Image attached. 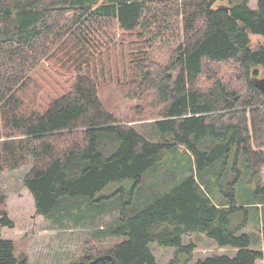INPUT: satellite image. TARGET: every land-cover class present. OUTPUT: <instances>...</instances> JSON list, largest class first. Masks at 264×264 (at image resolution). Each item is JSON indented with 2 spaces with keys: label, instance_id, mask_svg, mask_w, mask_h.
<instances>
[{
  "label": "trees",
  "instance_id": "16d2710c",
  "mask_svg": "<svg viewBox=\"0 0 264 264\" xmlns=\"http://www.w3.org/2000/svg\"><path fill=\"white\" fill-rule=\"evenodd\" d=\"M117 33L121 58L115 51L104 56ZM253 35L263 37L256 49ZM158 47L167 49L163 60L153 56ZM44 59L64 72L73 68L75 78L68 92L38 110L44 87L31 73ZM113 72L126 97L155 94L161 108L154 135L124 124L104 105L100 79ZM260 73L264 0L255 8L249 0H0V172L32 159L24 185L36 212L58 223L118 210L97 235L121 240L105 250L91 244L71 264H160L150 243L183 248L192 232L237 249L194 264H263L264 224L258 219L253 231L241 232L248 218L242 225L232 220L242 210L249 216L236 197L240 166L264 182V92L253 79ZM179 146L188 168L162 178L155 195L131 208L147 171ZM233 154L230 180L225 165ZM127 181L128 200L114 208L124 190L101 193ZM0 223L14 226L5 207ZM15 249L0 238V264H27Z\"/></svg>",
  "mask_w": 264,
  "mask_h": 264
},
{
  "label": "rangeland",
  "instance_id": "374dc122",
  "mask_svg": "<svg viewBox=\"0 0 264 264\" xmlns=\"http://www.w3.org/2000/svg\"><path fill=\"white\" fill-rule=\"evenodd\" d=\"M249 5L252 8L257 6V0H249ZM116 34V33H115ZM111 36L110 43H117L103 49L101 53L109 52L110 55L116 52L121 58V36L117 33ZM263 43V37L253 35L251 44L253 48H257ZM107 44V45H108ZM167 49L158 47L155 49L153 56L160 60L166 56ZM128 46L123 49V57L129 61ZM114 55V54H113ZM50 64V60L44 59L39 67L31 73L33 80H36L44 88V91L39 93L37 109L42 110L52 100L60 95L65 94L70 89L74 82L73 68L63 71V69L54 68ZM72 70V72H71ZM64 72V74H63ZM112 77V78H110ZM255 78H263L264 74L253 75ZM112 79V81H110ZM102 84L99 89V96L104 105L115 113L120 120L127 125L134 126L136 129L154 135L156 130L153 121L158 116L161 108L156 102L155 94L151 91H145L142 99H132L126 97L117 85V75L113 72L112 76L108 73L104 80L100 79ZM104 81V82H103ZM188 156L184 146H179L174 150L168 151L165 157L159 161L153 169L147 171L144 176V181L136 189L133 195L131 208L138 207V203L145 199H150L155 192L159 190L161 179L166 176L167 179L178 176L179 170L184 167L188 168ZM235 155L233 154L225 165L227 169V178L233 180L236 178L234 171ZM33 160L30 159L27 164L20 168L10 169L0 172V207H5L8 210L9 218L14 222L13 227L2 226L0 223V238L9 239L15 243V254L17 257H27V264H71L77 258L87 255V248L92 244V247L98 250H105L112 247L121 239L117 237H99L97 231L105 228L112 222L118 210L88 216L82 219L80 223L74 221L75 217L64 218L61 223L45 218L36 212L34 199L27 187L24 185L23 179ZM224 166V167H225ZM243 171L242 180L236 186V197L239 205L247 207L249 216L245 211H239L233 214L232 220L236 225L244 224L243 221L247 217L249 222L243 228L245 231H253V225L256 226L257 220L260 219L261 224H264V206L260 205L259 209L253 204L255 200H262L264 204V192L260 191L261 182L259 179H253L247 173H244L243 166H240ZM181 174L179 175V177ZM156 180L155 183L152 180ZM158 184V185H157ZM132 182L115 183L102 191L103 194L114 193L118 189H123V197L118 195L111 202L113 207L121 209L124 206V201L128 200L129 190ZM221 201L225 202L222 195L219 193ZM86 204L82 203L81 207L85 209ZM184 245L194 244L192 250L183 248L163 246L158 242H151L155 257L160 264H194L201 258H206L213 255H230L236 254L237 249L230 246H219L216 241L208 237L204 233H189L184 236ZM264 264V262H263Z\"/></svg>",
  "mask_w": 264,
  "mask_h": 264
},
{
  "label": "water",
  "instance_id": "95a60500",
  "mask_svg": "<svg viewBox=\"0 0 264 264\" xmlns=\"http://www.w3.org/2000/svg\"><path fill=\"white\" fill-rule=\"evenodd\" d=\"M255 84L264 92V77L263 78H255Z\"/></svg>",
  "mask_w": 264,
  "mask_h": 264
},
{
  "label": "crops",
  "instance_id": "0c3cea01",
  "mask_svg": "<svg viewBox=\"0 0 264 264\" xmlns=\"http://www.w3.org/2000/svg\"><path fill=\"white\" fill-rule=\"evenodd\" d=\"M76 223H80V222H76ZM103 229V228H102Z\"/></svg>",
  "mask_w": 264,
  "mask_h": 264
}]
</instances>
